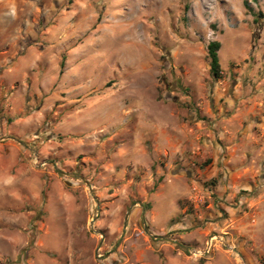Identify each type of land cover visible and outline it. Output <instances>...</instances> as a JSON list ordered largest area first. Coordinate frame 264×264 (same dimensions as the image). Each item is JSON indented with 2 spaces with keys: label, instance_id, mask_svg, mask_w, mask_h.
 <instances>
[{
  "label": "rangeland",
  "instance_id": "obj_1",
  "mask_svg": "<svg viewBox=\"0 0 264 264\" xmlns=\"http://www.w3.org/2000/svg\"><path fill=\"white\" fill-rule=\"evenodd\" d=\"M9 39L0 264H264L262 165L243 170L240 203L217 197L218 175L194 177L226 100L252 117L264 0H12L0 4V48ZM208 231H227L238 255L182 252Z\"/></svg>",
  "mask_w": 264,
  "mask_h": 264
},
{
  "label": "crops",
  "instance_id": "obj_2",
  "mask_svg": "<svg viewBox=\"0 0 264 264\" xmlns=\"http://www.w3.org/2000/svg\"><path fill=\"white\" fill-rule=\"evenodd\" d=\"M2 3L11 4L12 0H0V4ZM10 42V39L2 41L0 54L10 50V46L8 45L11 44ZM252 99L256 101L252 106V117H248V115L244 117V113L241 115V109L243 108L242 101L234 100L235 104H231L229 103L230 101L226 100V108L231 110L230 114L225 115L223 118H219L213 123L214 126H216L218 139L216 140L215 137H211L212 139L210 138L208 141L206 139V142H209L212 147V152L208 155L211 159H209V157L204 159V162L198 164L195 170L197 176L194 175V177L195 184L197 185L199 184L198 180L204 182L207 178L216 177L218 175L219 183H224V189H221V186L218 184L214 186L212 190L217 192L218 198H224L226 201L231 200L234 196L235 198L239 196L238 202H241L240 198H242L243 195H238L237 186L239 185L240 187V185L245 182V180H241L248 178L242 173L243 170L247 169L248 172L253 171L254 169L252 166H255V164L256 166L262 165L261 169L264 168V85L260 84V82L257 87L255 98ZM243 118L245 119L243 120ZM222 150L225 152L222 153ZM238 152L243 155L250 154L249 158H251V162L249 163L245 160L238 165L232 163L236 162L234 160V155H238ZM224 154L230 155L224 158ZM245 188L247 189L248 186H245ZM200 226H205V223H202ZM201 230L205 231V229ZM209 232L210 231H208L207 236L210 234ZM181 237L186 238V242L196 240V238H194L195 236H186L182 234ZM202 245L203 243L190 244L188 246ZM248 253L249 251H246L245 259L247 261L251 258ZM251 261L254 262V257H252Z\"/></svg>",
  "mask_w": 264,
  "mask_h": 264
},
{
  "label": "built area",
  "instance_id": "obj_3",
  "mask_svg": "<svg viewBox=\"0 0 264 264\" xmlns=\"http://www.w3.org/2000/svg\"><path fill=\"white\" fill-rule=\"evenodd\" d=\"M227 235V231H223L221 233H212L207 237L202 246H187L186 248L182 249V252L190 257L202 258L209 255L215 248L222 246L226 249L234 251V253L238 255L233 243V239L229 240ZM99 249L100 248L98 247L97 250ZM98 256L101 257V253H98Z\"/></svg>",
  "mask_w": 264,
  "mask_h": 264
},
{
  "label": "trees",
  "instance_id": "obj_4",
  "mask_svg": "<svg viewBox=\"0 0 264 264\" xmlns=\"http://www.w3.org/2000/svg\"><path fill=\"white\" fill-rule=\"evenodd\" d=\"M220 47V43L217 40H211L207 43V54L209 57V70L213 77L217 78L220 72V65L218 61L217 51Z\"/></svg>",
  "mask_w": 264,
  "mask_h": 264
}]
</instances>
